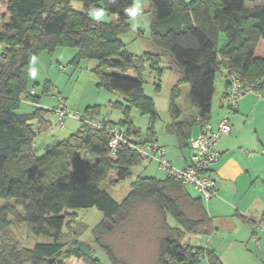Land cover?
Here are the masks:
<instances>
[{
    "label": "trees",
    "instance_id": "16d2710c",
    "mask_svg": "<svg viewBox=\"0 0 264 264\" xmlns=\"http://www.w3.org/2000/svg\"><path fill=\"white\" fill-rule=\"evenodd\" d=\"M73 1L82 3L81 11L73 9ZM146 1L149 41L157 53L134 56L124 50L119 36L130 30L132 17L126 10L135 0H115V3L112 0H7L5 14L9 19L0 30V236L5 230L11 235L10 225L5 227L9 215L13 223L25 225L28 235L51 242L36 243L26 249L15 242L0 241V264H65L68 259L82 264H103L95 258L92 247L78 241L81 233L75 229L76 224L72 225L74 214L69 211L89 208H96L102 214V220L92 230L96 247L109 264H124L106 238L118 221L146 202L177 224L170 227L164 221L165 234L158 240L155 264H196L202 259L208 264H223L210 249L182 244L186 234L211 236L215 227L201 196L197 193L198 197H191L188 187L178 180L167 175L162 179L138 176L121 202L113 200L101 188L111 171L116 173L114 183L124 181L131 176L132 168L148 161L126 147L119 148L112 156L106 133L79 123L77 132L68 139H55V144L60 142L54 148L41 147L33 152L38 146L37 137L50 129L48 115L53 113L39 106V97L29 95L33 89L28 84V70L43 51L70 48L77 51L71 61L73 65L82 60L97 62L91 70L96 87L121 93L129 107L151 119H156L157 114L152 100L143 93L141 68L144 59L157 64L160 57L166 56L179 78L170 93L165 135L175 140L181 153L191 152L188 143L193 127L201 129L211 123L214 79L220 66L226 72V88L232 75L243 84L264 80V58L256 56L258 44L264 42V6L246 5L258 0ZM94 11H103L115 19L95 20L91 17ZM5 14H0V18ZM221 34L226 43L218 49ZM106 68L117 70V74L108 73ZM185 84L190 87V108L196 114L191 121L181 120L176 105L180 87ZM45 85L44 90L48 86ZM257 90L264 92V82ZM25 101H30L36 110L18 112ZM109 106L122 112L123 119L116 125L128 126L125 131L130 141L155 142L152 129L141 137L134 128L128 107L119 102ZM99 113L100 106H91L85 108L82 116L97 118ZM181 200L190 204L197 217L187 216L179 203ZM241 219L246 224L259 223L264 227V213L258 220Z\"/></svg>",
    "mask_w": 264,
    "mask_h": 264
},
{
    "label": "rangeland",
    "instance_id": "374dc122",
    "mask_svg": "<svg viewBox=\"0 0 264 264\" xmlns=\"http://www.w3.org/2000/svg\"><path fill=\"white\" fill-rule=\"evenodd\" d=\"M6 3L7 0H2L0 2V14H5ZM137 3L141 5V14L129 21V32L120 35L119 39L124 46V50L134 56H142L144 53L156 54L157 51L152 47L149 41L150 16L147 13L148 3L146 0H135V4ZM71 5L73 9L77 11L82 10V3L80 2L73 1ZM246 5L248 7L257 5L264 6V0H258L255 3H247ZM4 16L6 17L3 19L0 18V30L3 25L8 22L7 15ZM91 17L95 19L93 14ZM114 19L115 16L104 13L102 18L98 21L108 22ZM225 43V36L221 34L218 38V49H221ZM74 53L76 54L77 51L70 48H57L50 53L48 51H43L30 65L28 70L29 87L36 91V96L39 97V104L42 108L44 107L50 111L53 110L58 103L57 99L59 96L64 98L65 104L70 108L80 94L88 96L90 92H93L96 96L95 99H98L97 101H99L101 105L100 110L103 114L110 115L116 112L110 108L109 104L119 102L124 107H128L129 117L134 128L140 131L141 137H145L148 131L152 129L159 139H163V136H165V126L169 122L168 104L171 89L179 78V75L172 69V65L166 56L160 57L157 64H152L151 59H144L143 67L141 68L143 93L147 98L152 100L154 111L157 114L156 119H151L148 115L141 114L138 109L129 107V105L124 102L121 93L107 91L103 88L98 89L95 85L96 79L91 72L92 67H95L97 62L82 60L76 68V65L71 63L74 58ZM257 53L259 57L264 58V45L258 48ZM33 68L37 73L34 79L29 74ZM106 71L108 73L117 74V70L115 69L106 68ZM225 73V69L220 66L219 72L214 79L211 120L214 118L215 112L221 111L223 113L225 112L224 114L227 115L232 113L224 97L227 91L224 81ZM46 82L50 85V88L45 91L44 87L46 86L45 84H47ZM90 82H94V84L89 85ZM189 92V85H182L180 87V96L176 99V105L181 111V119H189L191 115L195 113L194 110L190 108L188 98ZM241 99H243L241 103L243 110L241 109L239 112H252L253 115V119H249V121L253 122V128L251 126H246L245 130L248 131L247 128H255L259 133V137L264 141V94L260 98H258L256 94H246L242 96ZM221 104H223V107H221ZM253 104L257 105L252 106ZM35 110V107L23 103L20 105V110L18 112L29 113ZM48 119L51 122V127L48 132H45L46 134H40L41 138L39 142H37L38 145L44 140H52L53 137L59 140H66L72 134L76 133L80 126L79 122L71 118H65L64 128L61 129L53 113L48 115ZM125 128H128V126ZM193 128L196 130L197 127L195 126ZM42 152L43 151H41V153ZM87 159L86 157V160ZM71 167L73 169L74 165H71ZM164 175V171L161 170L156 163L145 161L141 166L132 168L131 176L124 181L114 183L113 181L116 173L115 171H111L107 181L102 184L101 188L105 190L113 200L121 202L131 190V185L138 176H152L157 179H162ZM187 191L191 197L197 196V192L193 188L188 187ZM179 203H181V207L188 217H197V212L187 201L181 200ZM11 205H14L18 212V207L16 208V205L13 203ZM1 206L2 203L0 202V207ZM69 213L74 214L75 221L72 225L76 224L75 229L81 233V235L78 236V241L92 247L95 250L94 256L96 259L100 260L103 264H109L104 253L96 247L92 237V230L102 220V214L96 208L70 210ZM164 221H166L170 227L177 226L172 217L166 215L165 219V216L158 212L152 203H140L134 207L129 217L116 223L112 232L108 234L106 243L112 247L115 255L121 259L124 264H155L158 255V240L165 234ZM11 223H13V218L8 215L6 217L5 227H7L8 224L10 225L8 228L11 230V235H9L6 230L2 231L0 241L3 243L15 242L17 245L23 246L26 249H31L36 243L51 242L44 237L28 235L24 224ZM67 223L66 221L63 228L64 233L67 229ZM200 237L202 236L186 234L182 244L191 247H199L198 241ZM63 240H65V237ZM65 264H82V262L68 259ZM196 264L208 263L206 259H202Z\"/></svg>",
    "mask_w": 264,
    "mask_h": 264
},
{
    "label": "crops",
    "instance_id": "0c3cea01",
    "mask_svg": "<svg viewBox=\"0 0 264 264\" xmlns=\"http://www.w3.org/2000/svg\"><path fill=\"white\" fill-rule=\"evenodd\" d=\"M261 45H264V42L257 46V57H259L257 50ZM76 54L74 53V57ZM92 84L94 82L89 83ZM49 88L50 85L46 90ZM33 92L36 96L34 89ZM95 98L93 92L88 96L80 94L69 109L80 114L91 106H100L101 109L98 99ZM242 102L243 99L238 101L236 110L232 111L233 114L215 112L211 120L214 126L221 118L227 116L232 131L228 136H221L215 144L220 159L211 167L210 176L214 182L216 195L208 201L203 200V205L212 218L215 232L211 236L200 237L198 243L200 248L212 250L223 264H264V229L258 230L256 226L246 224L241 219L242 217L258 220L264 213V141L255 128L245 130L246 126L253 128V122L249 121L250 118L253 119V115L252 112H239L243 108ZM25 104L32 106L29 102ZM255 105L257 104L252 106ZM112 110L116 112L110 115L103 114L100 110L99 116L107 117L112 123L118 124L123 119V114L118 109ZM195 116L194 113L189 119L181 120L191 121ZM196 127V130L194 128L192 130V137L200 132V127ZM40 138L41 135L37 137L36 142H39ZM55 139L53 137L52 140H44L40 143L41 147ZM154 140L163 148L173 166L185 168L189 164L191 152L181 153L173 138L165 135L163 139H159L155 134ZM188 144L190 145V141ZM198 196L197 194L196 197ZM254 234L258 237L257 243L252 241Z\"/></svg>",
    "mask_w": 264,
    "mask_h": 264
},
{
    "label": "built area",
    "instance_id": "2783aa9c",
    "mask_svg": "<svg viewBox=\"0 0 264 264\" xmlns=\"http://www.w3.org/2000/svg\"><path fill=\"white\" fill-rule=\"evenodd\" d=\"M2 45L0 44V50ZM230 84L227 88L225 96L230 111H235L237 103L242 96L246 94H256L260 98L264 92L257 90L262 81L254 84H243L237 76L229 77ZM33 91H29V95H33ZM56 107L51 110L57 119L58 126L64 128V119L71 118L79 123L87 126L93 131H102L109 138L108 148L115 155L117 150L126 147L131 151H135L148 161L154 162L164 171V174L170 176L186 187L194 188L204 201L213 198L216 193L214 190V182L210 176L211 167L216 164L220 155L215 150V144L221 136L231 134L232 127L227 116H224L214 126L211 123L204 124L200 133L190 138L191 154L189 164L185 168H177L172 166L166 157L163 148L157 142H139L134 143L127 138L126 131L119 125L112 124L109 118L101 116L97 118L86 119L82 114L71 111L65 104L62 97H58ZM28 102V101H25ZM31 104V102H29ZM258 230H263L261 224H255ZM256 234L252 236V241L257 243Z\"/></svg>",
    "mask_w": 264,
    "mask_h": 264
},
{
    "label": "clouds",
    "instance_id": "9594fccd",
    "mask_svg": "<svg viewBox=\"0 0 264 264\" xmlns=\"http://www.w3.org/2000/svg\"><path fill=\"white\" fill-rule=\"evenodd\" d=\"M113 3H115V0H112ZM127 13L129 14L130 17H132L133 19L135 17H137L138 15L141 14V5L140 4H134L132 7H130L129 9L126 10ZM103 11H94L93 15H94V18L96 20H100L103 16ZM30 76L34 79L36 78V70L33 68L31 71H30Z\"/></svg>",
    "mask_w": 264,
    "mask_h": 264
},
{
    "label": "water",
    "instance_id": "95a60500",
    "mask_svg": "<svg viewBox=\"0 0 264 264\" xmlns=\"http://www.w3.org/2000/svg\"><path fill=\"white\" fill-rule=\"evenodd\" d=\"M60 141H57L56 144H58ZM55 141H52L50 144H45L44 149H51L55 147ZM42 144H40L39 146L35 147L33 149V152H36L39 148H41Z\"/></svg>",
    "mask_w": 264,
    "mask_h": 264
}]
</instances>
